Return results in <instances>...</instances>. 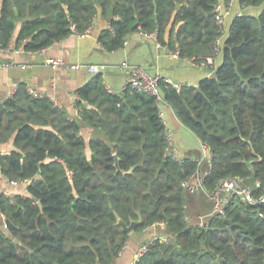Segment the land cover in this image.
I'll list each match as a JSON object with an SVG mask.
<instances>
[{"label":"trees","instance_id":"obj_1","mask_svg":"<svg viewBox=\"0 0 264 264\" xmlns=\"http://www.w3.org/2000/svg\"><path fill=\"white\" fill-rule=\"evenodd\" d=\"M229 0H0V48L39 50L71 32L83 33L98 10L111 28L98 39L108 50L136 30L192 61L218 51L213 75L197 84L158 81L174 109L211 153L207 191L222 177L241 176L256 198L264 194V0H235L228 24L215 5ZM221 37L218 41V37ZM79 117L20 82L0 101V170L25 182L27 194L0 193V264H111L134 230L163 221L157 238L134 264H264V201L235 198L204 225L187 219L182 181L198 166L166 154V125L157 96L127 85L108 89L101 73L76 89ZM97 133L88 141L81 126ZM89 149V153H87ZM118 167L116 166V158Z\"/></svg>","mask_w":264,"mask_h":264},{"label":"crops","instance_id":"obj_2","mask_svg":"<svg viewBox=\"0 0 264 264\" xmlns=\"http://www.w3.org/2000/svg\"><path fill=\"white\" fill-rule=\"evenodd\" d=\"M237 8L235 3L233 12L225 16V24L229 23ZM108 24L109 16L98 10L94 16V26L90 33L71 32L39 50L16 47L15 37L19 27L17 26L11 42L12 47L0 48V101L10 96L20 82H24L28 89L41 92L62 107L70 117L76 118L79 117L76 89L90 80L97 72L102 74L106 87L114 92L124 89L129 75V68L126 64L140 65L149 74H160L179 85L197 84L202 77L213 75L222 59V54L218 51L213 57L212 64H194L190 58L174 55L170 51L172 49L158 45L156 37L146 36L139 30L131 32L123 46L108 50L98 39L100 32L108 27ZM48 58L62 59L66 65H52L47 62ZM91 64L102 65L101 71L90 70L88 66ZM158 107L167 130L172 133L178 156L199 158L201 169L203 167L208 169V161L205 166L202 165L204 144L179 120L168 102L161 100ZM80 132L86 141L97 133L96 129L87 124L81 126ZM12 148H14L12 138L0 142V152H7ZM26 185L25 182L9 181L0 170V193L27 194ZM200 192L211 199L204 189L199 190L197 194ZM205 210L209 213L211 207ZM187 215L191 224L197 223L191 221L190 212L187 211ZM169 234L165 226L150 227L141 231L132 229L129 231L124 247L111 264H131L142 242L155 235Z\"/></svg>","mask_w":264,"mask_h":264},{"label":"built area","instance_id":"obj_3","mask_svg":"<svg viewBox=\"0 0 264 264\" xmlns=\"http://www.w3.org/2000/svg\"><path fill=\"white\" fill-rule=\"evenodd\" d=\"M233 1L234 0H229V4L232 5ZM228 12H229L228 6L224 5V3L220 2V1L216 3V5H215V17H216V22L219 25V27L223 26L224 20H225V15ZM93 26H94V20L87 27V29L85 30V33H90ZM108 27L111 28L110 23L108 24ZM140 32L146 36L156 37V34L154 32H145V31H140ZM220 39H221V37L219 36L218 41H220ZM218 43L219 42H217V44L215 46V52L213 55L208 56L204 60L193 61V63L197 64V65H210V64H212L213 63V57H214L215 53L218 52V49H219ZM157 44L159 45L160 43L157 41ZM11 47H12V44L9 43V45L5 49H9ZM170 51L174 55H179L178 50H170ZM47 62L52 64V65H66V63L62 59H59V58H48ZM126 66H128V68H129V75H128V79L125 83L124 88L127 85H130V86L135 87V88L140 89V90L149 91V92L155 94L159 101L162 100V97H161L160 92L158 90L159 79L164 78L165 80L171 82L173 85L180 86L179 84L172 82L169 78L164 77L160 74H153V75L149 74L140 65L126 64ZM88 67L92 71H101L102 65L91 64ZM28 90L34 96H44L41 92H39L35 89L29 88ZM165 152H166V154H168L171 157H174V158L179 157L177 154L176 148L174 146L172 133L168 130L166 132ZM203 157L207 159L208 165L210 166L212 155L209 152L207 146H205V145L203 147ZM194 159L198 160V166L189 177L185 178L182 181V185L191 194L196 193L201 189H204L212 199V208H211L210 212L207 213V218L203 219V217H201V220L199 222L194 223L195 225H204L214 215L223 214L226 206L231 201H233L235 198H239L242 201H246V202H250V203H257L260 201H264V194L261 195L259 198H256L252 193L251 187L245 184V178L241 177V176L222 177L217 182V185L213 189L207 191L203 185L204 178L207 174V171H204L201 169L199 158H194ZM13 182H16V181H13ZM187 219H188V221H190V218L188 217V215H187ZM155 226H165V223L163 221L153 222L150 225L146 226L144 229H148L150 227H155ZM169 236H170V234L169 235H160V236L155 235L151 239H148V240L142 242L137 249L136 257L131 262V264H134V262L143 253H145L152 244H154V242L157 238L168 240ZM123 247H124V245L122 246V248ZM121 249H120V251H121ZM120 251H119V253H120Z\"/></svg>","mask_w":264,"mask_h":264},{"label":"rangeland","instance_id":"obj_4","mask_svg":"<svg viewBox=\"0 0 264 264\" xmlns=\"http://www.w3.org/2000/svg\"><path fill=\"white\" fill-rule=\"evenodd\" d=\"M233 5H234V3H232L231 9H229L228 13H232L233 12V10H232L233 9ZM241 9H242V7L238 6L236 11L239 12ZM20 20L21 19H19L17 21L16 29H17V26L20 25ZM174 146H175V144H174ZM198 155H199V157L201 156L200 152L198 153ZM206 164H207V160H206V158H204V163L202 165L205 166ZM202 169L205 171L207 168L203 167ZM245 184L250 186V187L253 186L249 181H245ZM197 193L198 192L191 194L189 191H187L188 212H190V215L192 217L191 221H193V222L200 221L201 220V215L203 216V219H206L207 218V213H206L205 209L206 208H210V207L212 208L211 199L207 195L202 193V192H200L199 194H197Z\"/></svg>","mask_w":264,"mask_h":264},{"label":"water","instance_id":"obj_5","mask_svg":"<svg viewBox=\"0 0 264 264\" xmlns=\"http://www.w3.org/2000/svg\"><path fill=\"white\" fill-rule=\"evenodd\" d=\"M116 158V166L118 167V162H117V156H115ZM118 223L122 225L123 229L127 232L131 231L132 229H134L135 225L139 222V219H134L131 220L130 223H126V221L124 219H122L121 217H118Z\"/></svg>","mask_w":264,"mask_h":264}]
</instances>
